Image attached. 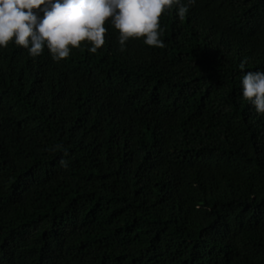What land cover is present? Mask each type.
Wrapping results in <instances>:
<instances>
[{"label":"trees","instance_id":"obj_1","mask_svg":"<svg viewBox=\"0 0 264 264\" xmlns=\"http://www.w3.org/2000/svg\"><path fill=\"white\" fill-rule=\"evenodd\" d=\"M159 23L163 48L121 51L107 21L95 53L0 48V264H264V115L239 68L264 71V0Z\"/></svg>","mask_w":264,"mask_h":264},{"label":"clouds","instance_id":"obj_2","mask_svg":"<svg viewBox=\"0 0 264 264\" xmlns=\"http://www.w3.org/2000/svg\"><path fill=\"white\" fill-rule=\"evenodd\" d=\"M195 3L196 0H0V48L11 42L32 57L46 48L53 61H60L84 42L89 45L87 50L95 53L104 44L106 21L117 30L121 51L129 38L140 37L145 45L163 48L161 14L174 9L183 20L189 6ZM246 59L239 63L243 72L241 95L257 115H264V71H243ZM60 163L67 167L65 160Z\"/></svg>","mask_w":264,"mask_h":264}]
</instances>
